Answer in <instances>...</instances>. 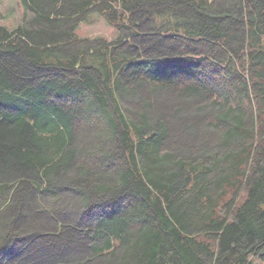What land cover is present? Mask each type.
Here are the masks:
<instances>
[{
  "label": "trees",
  "instance_id": "trees-1",
  "mask_svg": "<svg viewBox=\"0 0 264 264\" xmlns=\"http://www.w3.org/2000/svg\"><path fill=\"white\" fill-rule=\"evenodd\" d=\"M23 1L0 264H264V0ZM92 11L121 37H78Z\"/></svg>",
  "mask_w": 264,
  "mask_h": 264
},
{
  "label": "rangeland",
  "instance_id": "rangeland-1",
  "mask_svg": "<svg viewBox=\"0 0 264 264\" xmlns=\"http://www.w3.org/2000/svg\"><path fill=\"white\" fill-rule=\"evenodd\" d=\"M30 17L31 11L23 0H0V25L13 30L26 26ZM76 33L81 38L102 37L116 40L121 37L123 30L112 25L100 12L92 11L87 20L80 22Z\"/></svg>",
  "mask_w": 264,
  "mask_h": 264
}]
</instances>
